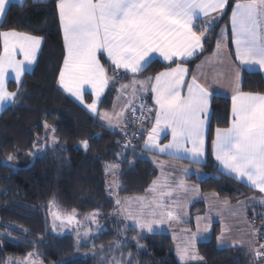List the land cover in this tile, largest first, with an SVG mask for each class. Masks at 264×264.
I'll use <instances>...</instances> for the list:
<instances>
[{"label": "trees", "instance_id": "obj_1", "mask_svg": "<svg viewBox=\"0 0 264 264\" xmlns=\"http://www.w3.org/2000/svg\"><path fill=\"white\" fill-rule=\"evenodd\" d=\"M236 2L229 0L224 16L206 39L203 52L188 62L191 71L215 50L218 30L230 25ZM57 3L58 0H26L23 4H11L0 26V32L14 30L44 40L33 72L27 73L20 85L10 83L16 99L0 116V264H17L29 254H36L43 264H59L63 260H68L64 264H181L169 234L141 233L117 216L120 210L117 212V199L109 193L107 165L119 166L120 198L145 194L157 172L143 149L144 137L138 121L133 119L125 133L112 131L60 90L58 80L65 46ZM102 61L112 79L101 108L109 110L118 85L130 75L120 77L105 57ZM170 66L155 61L140 75L153 76ZM241 90L264 94V75L260 71H244ZM144 101L150 108L149 100ZM211 108L207 161L200 165L208 177L191 180L198 183L203 193L231 201L245 199L255 191L221 173L210 153L215 130L230 124L231 100L216 95ZM150 112L138 113L141 118H150ZM83 141L88 142L87 149ZM53 206L64 213L99 212L106 228L91 242L78 246L73 235L51 232ZM205 208L204 202L199 201L190 211L201 214ZM249 218L262 235L264 206L252 207ZM218 231L216 227L211 240L198 244L201 264L263 263L244 248L218 247ZM123 237L136 242L117 249Z\"/></svg>", "mask_w": 264, "mask_h": 264}, {"label": "snow or ice", "instance_id": "obj_2", "mask_svg": "<svg viewBox=\"0 0 264 264\" xmlns=\"http://www.w3.org/2000/svg\"><path fill=\"white\" fill-rule=\"evenodd\" d=\"M23 2L20 0L21 4ZM8 3L9 0H0V18L6 15ZM226 7L228 0H58L59 21L67 53L59 74V84L111 127L113 119L120 114L98 112L100 97L112 79L101 64L99 55H106L114 70L123 69L133 74L142 72L152 62V53H159L169 62H173L174 58L184 60L193 57L198 51H203L206 39L210 38L217 19L213 14H223ZM200 19L203 22L197 24ZM231 32L235 56L240 64L249 67L259 65L264 69V0H237L231 10ZM0 38L3 41L0 107H3L5 102H15L17 95L6 88L9 70L15 73L19 82L26 71L25 66L35 63L42 38L14 30L0 32ZM225 40L226 30L222 29L217 41L218 54L227 47ZM17 52L23 54L22 60L17 59ZM187 75L188 69L177 63L155 77H147L148 87H145V81L133 80L131 85L122 86V90L131 87L134 95L139 85L140 89H150L155 94V126L148 135L147 150L168 152L177 158L187 156L199 163L205 155L213 93L198 83L195 76L190 84L185 85ZM85 85H90L95 95V99L88 104L84 101ZM185 87L186 96L182 95ZM231 99V124L228 128H217L212 141L215 159L236 178L246 180L264 193V94L242 91L241 75L237 69ZM164 129L171 130L172 140L160 146L158 138ZM189 144L191 147L187 146ZM82 145L85 149L89 146L87 141H83ZM115 167L109 165L107 170ZM157 188L154 182L150 191L156 193ZM158 195L170 196L171 192ZM116 203L121 202L117 199ZM155 206L162 208L163 204L157 202ZM166 215L169 219L176 218L172 210L166 211ZM54 217L60 219L55 213ZM66 219L73 223L75 214ZM156 222L162 221L153 220L151 223ZM151 223H141L140 226L152 231ZM260 248L264 249V245ZM31 255L17 264H35ZM180 255L182 260L203 259L198 256L194 244L181 249ZM255 255L264 257V251L255 250Z\"/></svg>", "mask_w": 264, "mask_h": 264}, {"label": "crops", "instance_id": "obj_3", "mask_svg": "<svg viewBox=\"0 0 264 264\" xmlns=\"http://www.w3.org/2000/svg\"><path fill=\"white\" fill-rule=\"evenodd\" d=\"M25 1L26 0H24V2ZM33 1L36 3H42L47 0H33ZM11 4H21V3L20 0H9L8 5H6V12ZM228 4H229V0H228ZM227 8L228 7L225 8L223 14H215V13L213 14V16H217L214 26L217 25L218 22L222 19ZM4 17L0 18V26L4 20ZM202 22L203 19L196 21L197 24H201ZM222 29L226 30V40L224 41V43L227 45V47L225 49H222L221 52L218 54L217 41L221 36ZM196 30L199 31V28H197ZM62 34H63V30H62ZM43 43L44 40L42 39L40 48L36 53L35 63L25 66L26 71L21 76L19 82H17L15 79V73L11 69L9 70L8 76L6 77V81H5L6 88L9 92H12L9 88L10 83H15L20 85L24 79V76L27 73L33 72L37 64L39 55L41 53ZM230 43L232 45V48L230 47ZM215 44H216L215 50L211 54L204 56L196 64V66L192 71L190 70L188 62L194 60V58L200 55L203 51H198L193 57L186 58L184 60H181L180 58H174L173 62L164 60L163 57L159 55V53L151 54L152 62L158 61L165 64H171L169 68L175 67L177 63H180L184 67H186L188 69V75L185 77V85L190 84L192 77L195 76L198 83L207 87L208 90L213 93V96L210 101L209 111L212 110L211 108L212 99L216 95L228 97L231 100V108H232L231 97L233 95V79H234V73L237 69H239L240 71L241 82L244 71H260L264 75V69H261L259 65H254L251 67L243 66L236 59L235 44L233 42V35L231 32V16H230V25L229 26L224 25L219 28ZM2 53H3V41L1 38V54ZM66 55L67 53L65 48V58ZM102 57H105V59L111 64V62L109 61L106 55H99L101 64H103ZM17 59L22 60L23 54L17 52ZM104 67L107 69L106 66ZM62 69H63V65H62ZM168 69H165L163 71H166ZM117 70L120 73L119 74L120 77H122L123 74L126 75L129 74L130 76L127 81L122 82L118 85L117 93L114 98L112 108L109 110H105L101 108V103L105 94L109 90V86L111 83L110 82L111 80H109L108 86L105 88L104 93L100 97V103L98 104L99 113L112 110L114 104L118 102L121 97H125L122 95L125 93V91L128 90L129 92L130 90L132 91L131 87L122 90V86L131 85V82L133 80H136V81H145V87H148V82L146 81V78L155 77L160 72H163L160 71L159 73L153 76L151 75L146 76V75H140L144 70L136 74H133L131 72H125V70L123 69H117ZM107 75L109 76L108 71H107ZM152 83H154V81H152ZM59 88L63 93L68 95L73 101H75L79 106H81L84 110H86L90 115L100 119L101 117L100 115L91 113L75 97H73L71 94L66 92L60 86V84H59ZM135 92L138 94L137 97L139 96L138 102L136 106L133 107L131 101H128L127 104L123 107L122 120L124 119L123 122L126 124V127L123 131H118V132L125 133V131L129 128V124L134 119V112L138 110L137 109L133 111V109H135L137 105L139 107L140 102L142 100H149L151 105L150 110L152 111L149 113V115L151 114L152 117L148 118V120H145L146 118H144L142 120L141 125L139 126V129L141 130L140 133H142L144 137V142L142 145H143V149L148 154L146 155L147 159L156 168L158 174L155 177L154 181L150 184L149 189L146 191L145 194H143V195H150L152 199L151 203L146 206L147 208L145 209L144 214H147L146 224L151 223L153 220L162 221V222L151 223L152 231H150V233L147 234H152V233L169 234L174 240L175 254L178 261L181 264H199L202 262L203 259L182 260L180 255V250L185 247H191V245L194 244L198 256L201 257L197 250V246L201 242L211 240L214 236L216 227L219 228V231L216 233V237H217L216 242L217 245L221 248H244L249 252H251V249L259 248L258 241L260 240V233L259 231L256 230L257 228V226H255L256 224L249 218V211L251 210L252 207L264 206V193H261L258 189L252 187L246 180L238 179L236 178L235 174L229 173L226 169H224L223 166L220 164V162L215 159L212 150V144L210 147V153L215 163L217 164L219 171L231 177L232 179L250 187L252 190L255 191L253 195L239 201H231L228 199L221 198L213 193H203L199 185L196 182L192 181L191 178H195L196 180L202 181L208 177V174L200 166L201 164H204L202 162H205L207 157L204 160L202 159L201 162L195 163L189 158H187V156H184L183 158H177L176 156L170 155L167 152L161 153L159 151L147 150L145 148V144L147 143L146 142L147 134L150 131L151 127L155 124V115L157 111V105L155 104V94L150 89L147 91L140 89L139 85H137V89ZM182 95L185 96L187 95V87H185L182 90ZM87 98H90V101ZM94 99H95V95L91 89V86L85 85L84 86L85 104L91 103ZM12 103L13 102L11 101L5 102L3 107H0V116L6 108L12 105ZM231 120H232V115H231ZM101 122L103 123V121ZM214 139H215V133L213 140ZM164 141H167V139H164ZM206 143H207V139H206ZM187 146L189 147L190 145ZM185 169H187V171H185ZM154 182H156V184L158 185L156 193L150 191ZM161 192L162 193L171 192V195L170 196L164 195L163 197H161L158 195V193ZM153 196L155 197L154 201H153ZM117 198L119 200L123 199V197L120 198L118 196ZM139 198L140 196L124 197V199H126L123 200L125 201V206L121 207L120 211L118 212L120 218L125 219L127 222H129L131 226H133L137 230H139L138 227L141 228L140 225L143 222V219H140L139 217H136L134 219H129L126 212V203L128 201H132L133 203L139 205L136 213L138 216L142 214L141 200ZM199 201H203L206 206L204 212L201 214H192L190 211L191 206ZM157 202L162 203L163 207L157 208L155 206ZM153 209H154V214H153ZM168 210L174 211L176 218L169 219L166 215V211ZM206 228L207 231L205 230Z\"/></svg>", "mask_w": 264, "mask_h": 264}, {"label": "rangeland", "instance_id": "obj_4", "mask_svg": "<svg viewBox=\"0 0 264 264\" xmlns=\"http://www.w3.org/2000/svg\"><path fill=\"white\" fill-rule=\"evenodd\" d=\"M122 95L125 97H121L119 99V101L114 104V107L112 110L105 111V112L109 113L110 115H112L114 113L120 114L118 116V118L113 119V125L110 127L108 125V122L104 119H101V117H100V120L103 121V123L106 125V127L110 130H113V131H123L125 129L126 124L123 122L124 119L122 120L123 107L127 104L128 101H131V104L134 107V106H136L138 99H139V96L137 97L138 94L135 92V94L133 95V92L131 90H130V92H129V90L125 91V93ZM142 103L146 104L144 100H142L140 102V105ZM135 110H137V111H135ZM134 111H135L134 115L140 111L138 105L134 109ZM211 115H212V110L209 111V114H208V125H209V122L211 119ZM148 116L152 117V115H148ZM145 120H148L147 116H146ZM208 125H207V130L209 128ZM154 126H155V124L151 127V129ZM151 129L147 134L146 142L148 141V135L151 132ZM140 131L141 130L139 129V132ZM164 139H167V141H164ZM206 139H207V143L205 141V157L203 158V160L208 155V132L206 135ZM171 140H172V136H171V130L170 129H164L163 131L160 132L159 138H158V143L160 146L167 145L168 143L171 142ZM189 147H191V145ZM153 151H158V150L153 149ZM206 161H207V158H206ZM205 162H202V163H205ZM109 165H114L116 167L113 170H107V167H106L107 179H108V189H109V193L111 195L115 196V198H117V196L119 197V194H118V187H119V182H118L119 169L118 168L119 167H118V165H115V164H108L107 166H109ZM153 168L156 170V168L154 166H153ZM156 172H157V170H156ZM192 181L196 182L195 180H192ZM148 189H149V187H148ZM139 196H140V198H143V200H141V213L142 214L137 216L136 213H137V209H138L139 205L133 203L132 201H128L126 203V212H127L129 219H134L136 217H139L140 219H143L142 223L146 224L147 214H144V211L147 208L146 206L151 203L152 199H151L150 195H139ZM154 199H155V197L153 196V201H154ZM123 200H126V199H124V197H123V199L120 200L121 203L117 204L118 205L117 212L121 209V207L125 206V201H123ZM54 213L58 214L60 216V219H55ZM73 213L75 214V221L73 223H69L67 221L66 217L69 215H72ZM129 213H131V215H129ZM93 214H95V215H93ZM117 216L120 217L119 214H117ZM105 228H106L105 223L103 220L100 219V213L99 212H93V213H90L87 215H80L77 212H65L64 213V212L60 211V209L57 208L56 206H53V208L51 210V224H50L51 232L55 233V234H59V235H64V234L73 235L76 239V244L78 246H81L83 244H87V243L91 242L94 238L98 237L101 234V232L105 230ZM261 228H263V227H261ZM138 229L141 233H146V234L150 233V231H148V229H146V228H142V227L139 228L138 227ZM256 230L259 231V233H260L259 227L256 228ZM261 233H262V235L260 234V240L258 241L260 244V245L258 244L259 248L251 249L250 253H252L253 255H255V250L264 251V249L260 248L261 245H264V230H262ZM128 239L129 238H126V237L125 238L123 237V239L121 238L119 240L121 242H119V244L117 245V249L120 248L121 246L130 245V244H133L134 242H136V240H134V239H132L130 241ZM216 240H217V237H215V241ZM104 248H106V247L105 246L103 248L99 247V249H104ZM88 253L91 254V252H88ZM27 258L28 257H26L23 261H25ZM257 258H258V260L263 262L262 264H264V257H257ZM31 259L35 261V264H43L41 259L36 254L31 255ZM67 261L68 260H66V261L63 260L62 262H59V264H64ZM18 262H22V261H18ZM201 263H203V260Z\"/></svg>", "mask_w": 264, "mask_h": 264}, {"label": "built area", "instance_id": "obj_5", "mask_svg": "<svg viewBox=\"0 0 264 264\" xmlns=\"http://www.w3.org/2000/svg\"><path fill=\"white\" fill-rule=\"evenodd\" d=\"M146 103V102H145ZM140 108H141V112H147L149 110L148 106L144 103H142L140 105ZM136 117H141V114L139 115V113L136 114Z\"/></svg>", "mask_w": 264, "mask_h": 264}, {"label": "clouds", "instance_id": "obj_6", "mask_svg": "<svg viewBox=\"0 0 264 264\" xmlns=\"http://www.w3.org/2000/svg\"><path fill=\"white\" fill-rule=\"evenodd\" d=\"M139 109L141 110L140 106H139ZM149 110H150V108H149ZM144 118H146V117H142V118H141V117H136V114L134 115V120L136 121V123H137V121H138L139 125H141L142 120H143Z\"/></svg>", "mask_w": 264, "mask_h": 264}]
</instances>
